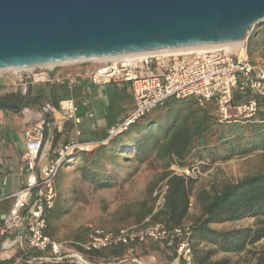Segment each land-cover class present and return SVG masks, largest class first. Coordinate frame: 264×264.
Listing matches in <instances>:
<instances>
[{
  "label": "built area",
  "instance_id": "1",
  "mask_svg": "<svg viewBox=\"0 0 264 264\" xmlns=\"http://www.w3.org/2000/svg\"><path fill=\"white\" fill-rule=\"evenodd\" d=\"M85 64H94V67L91 70L58 73L59 69ZM7 73L12 74L22 94H27L34 84L71 88L77 79L83 78L97 86L112 84L120 87L128 84L133 109L117 126L109 129V138L126 130L169 99L191 98L202 108L212 105L219 123L251 121L259 109V100L264 106V64L252 63L247 52V39L233 49L215 46L179 53H133L108 61L81 60L4 70L0 71V78ZM235 92L241 96L237 103L234 102ZM82 106H87V102H83ZM56 112L63 121L72 122L78 137L81 118L78 116L79 106L72 96L61 98L56 106L47 103L40 112L23 111L25 151L19 166L22 186L12 194L13 204L0 225V248L12 250L18 246L20 252L11 260L8 258L9 263L0 264H59L66 259L75 264H88L84 257L89 254L120 247L131 252L133 246L146 242L172 251L180 264H197L188 226L169 228L156 222L145 227L108 229L88 225L86 239L69 244L55 241L47 234V213L54 207L58 196L56 180L64 161L71 158L75 150H88L87 146L71 141L56 150L54 159H46L45 134L51 127L48 114ZM86 114L92 116L90 112ZM170 170L173 175L191 179L200 174L197 163L172 166ZM167 188L166 180L155 187L152 193L155 198L154 212L163 208ZM32 252L48 254V258L33 257Z\"/></svg>",
  "mask_w": 264,
  "mask_h": 264
},
{
  "label": "trees",
  "instance_id": "2",
  "mask_svg": "<svg viewBox=\"0 0 264 264\" xmlns=\"http://www.w3.org/2000/svg\"><path fill=\"white\" fill-rule=\"evenodd\" d=\"M261 46H264V24L250 32L247 40L248 55L251 56ZM27 96L28 94L20 96L13 92L1 96L0 101L17 105L27 101ZM240 100V94L235 92L234 102ZM211 110L213 108L210 106L199 107L191 98L169 99L155 110V114L149 113L141 117L124 132L112 137L106 145L94 150L92 156L75 150L73 156L65 160L63 165H71L72 158L77 156L79 161L76 170L82 178L97 187L108 188L113 183L108 181L111 173L106 170V165L113 170L119 167L120 158L124 162L140 165L154 157L160 163L162 171L147 185L146 198L137 204L136 211H127L126 214L128 217L134 216L144 227L156 222L169 228L183 227L190 210L189 185L194 180L173 175L170 170L172 166L190 165L195 153L199 154L201 160L211 158L226 161L234 156H243L257 150L264 151L262 102H259L255 117L248 122L219 123ZM104 148L107 153H103ZM136 171L133 166H127L126 175L132 176ZM163 180H166L168 186L164 206L154 212L155 198L152 193ZM195 200L201 212L188 226L193 241L211 243L224 253H240L248 252L249 245L253 246L264 237L263 229L218 231L211 227L244 218L256 219L257 225L264 224V169L221 188H201ZM58 208L61 206L55 202L54 207L47 213V220L58 215ZM146 218L148 220L145 222ZM122 248L125 247L119 249ZM168 251V258L173 259L174 253ZM213 254V250L205 249L194 252L197 264H234L227 258L214 260ZM257 260L262 264L264 258L259 256Z\"/></svg>",
  "mask_w": 264,
  "mask_h": 264
},
{
  "label": "water",
  "instance_id": "3",
  "mask_svg": "<svg viewBox=\"0 0 264 264\" xmlns=\"http://www.w3.org/2000/svg\"><path fill=\"white\" fill-rule=\"evenodd\" d=\"M263 24L264 0H0V71L234 43Z\"/></svg>",
  "mask_w": 264,
  "mask_h": 264
},
{
  "label": "crops",
  "instance_id": "4",
  "mask_svg": "<svg viewBox=\"0 0 264 264\" xmlns=\"http://www.w3.org/2000/svg\"><path fill=\"white\" fill-rule=\"evenodd\" d=\"M263 47L257 48L256 52L262 51ZM93 67L94 64L79 65L68 69H59L58 73L91 70ZM14 80V78H10L9 83H1L0 80V97L13 92L19 93L20 96L24 95L21 93L20 88L15 85ZM27 94L28 100L23 102L26 103L23 107L5 108L0 106V225L3 216L9 212L13 204L12 194L22 186L19 166L22 154L25 151L24 110L40 112L45 104L50 103L56 106L61 98L68 96H72L79 106L78 116L81 118V122L78 127L81 133L78 137L75 136L72 122L63 121L58 112L48 114L51 127L45 134L47 139L45 153L46 159L52 160L55 158L56 150L62 144L71 141H77L83 147L87 146L88 150L83 152L88 156H92L94 150L106 145L111 139L108 134L109 129L117 126L133 109L132 95L128 84L120 87L112 84L97 86L91 84L87 78L77 79L71 88L66 85L34 84L30 86ZM85 101L87 106H82ZM87 112H90L92 116H87ZM107 152V149L104 148L103 153ZM153 159L154 157H151L149 161ZM78 161L79 158L76 156L71 161V165L60 170L56 180L58 192L56 203L58 202L61 208H58V215H54L52 219L47 220V234L55 241L67 242L68 244L69 242L86 239L87 232L83 228L84 221L89 219L90 200L97 197L94 194L90 196L83 193H74L76 192L75 188L82 184L97 187L96 184L82 178L80 172L76 170ZM118 163L119 167L113 168V170L109 165H106V170L111 173L108 181L113 183L112 188L120 189L127 183H131V186L135 185V187L140 186L139 175L148 162L140 165L135 163L134 168L137 171L132 176L126 175L127 166L129 165L127 163L134 162H124L120 158ZM150 181L148 180L141 185V190H137L129 198L116 196L113 202L117 206L114 209L110 208L108 219H111L108 220L109 222H106L104 217L108 213L105 204L110 203V201L100 196L99 200L104 199L102 200L104 203L101 205L97 202L94 205L93 216L91 215L92 218L90 219L94 223L97 222L98 225H108L115 228L129 224L139 225L140 223L135 220L134 216L128 217L126 213L127 211L134 213L137 204L146 198L145 190ZM147 220L148 218L145 219V222ZM151 246L152 244L149 243L138 244L131 252L126 248L100 251L93 253L91 256H85L84 259L88 264H180L175 257L173 259L168 258L167 249L163 251L164 249L160 246L155 248ZM19 252L20 247L18 246L12 250L0 248V263H9ZM32 256L48 258V254L38 252H32ZM8 258L10 260H7ZM44 264L51 263L46 262ZM59 264L75 263L71 259H66Z\"/></svg>",
  "mask_w": 264,
  "mask_h": 264
},
{
  "label": "rangeland",
  "instance_id": "5",
  "mask_svg": "<svg viewBox=\"0 0 264 264\" xmlns=\"http://www.w3.org/2000/svg\"><path fill=\"white\" fill-rule=\"evenodd\" d=\"M250 34V33H249ZM249 37V36H248ZM248 40V38H247ZM250 57V60L255 65H261L264 64V47L262 48V51H255ZM10 78H13L11 73L3 74L0 78L1 83H9ZM259 102H263L262 100H259ZM213 108L211 110L212 114H215L214 107L212 105H208ZM264 107V106H263ZM156 110V109H155ZM152 111V114H155L156 111ZM150 113V114H151ZM205 164H203V163ZM199 164L200 174L197 175L196 179H193L194 182L190 183V192H191V198H190V210L188 218L184 224V226H189L191 222L197 218L200 215V207L198 203L195 200V196L197 192L201 188H205L207 190H211L212 188H221L223 185L234 183L246 176L253 175L262 169H264V151L257 150L253 153H249L243 156H234L229 160L221 161V160H213V159H202L200 158L198 153H195L193 155V158L191 160V164ZM128 166H135V163H127ZM138 165V164H137ZM162 171L160 163L154 158L152 161H148L147 165H145L140 172L139 175V182L140 186L143 185L146 181L153 180L154 178L158 177ZM131 183H127L124 185V187H121L120 189H115L112 187L108 188H100V187H89L87 184H82L81 186L76 187V192L74 193H83L85 195H93L97 196L96 199H91L89 202V219L84 221L83 228H85L87 232V226L88 225H94L99 226L102 228H108V229H117L112 226L108 225H98V223H94L90 218L91 215L93 216V207L94 205L99 202V204H103L104 199L101 201L99 200V197L102 196L103 198H106L110 201V203H106V209L108 210V213H106L105 221L109 222L108 219L110 217V208H113L117 206L113 201L116 196H122L125 198H129L130 196L134 195L137 190H141L140 186L135 187L131 186ZM137 185V184H136ZM101 197V198H102ZM112 205V206H111ZM106 210V211H107ZM97 224V225H96ZM124 226H142L139 225H124ZM215 230H239V229H247V228H254V229H263L264 230V224H256V219L254 218H244L241 220L233 221V222H227L223 224H215L211 226ZM149 244H152V248H155L158 246V244L146 242ZM145 244V243H143ZM155 245V246H154ZM138 246H133L134 248ZM160 246V245H159ZM161 247V246H160ZM193 247L194 252L197 250H213V259L218 260L221 258H227L234 264H260L258 263V258L263 257L264 258V237L258 241L253 246L249 245L247 249L248 252L243 251L240 253H224L220 250H218L213 244L211 243H205V242H198L193 241ZM163 251H166L165 249ZM168 252V253H167ZM166 254L169 256V251H167ZM262 264H264V260L262 261Z\"/></svg>",
  "mask_w": 264,
  "mask_h": 264
},
{
  "label": "bare ground",
  "instance_id": "6",
  "mask_svg": "<svg viewBox=\"0 0 264 264\" xmlns=\"http://www.w3.org/2000/svg\"><path fill=\"white\" fill-rule=\"evenodd\" d=\"M244 40L239 41V42H234V43H227V44H221V45H214V46H198V47H185V48H174V49H167V50H158V51H150V52H138L137 54H160V53H165V52H172V53H179V52H184L190 49L194 48H213L215 46H224L227 49H233V48H238L242 45ZM116 56H110V57H103V58H94L92 60H99V61H108L111 58H114ZM53 64H47L45 66H51ZM30 68V67H29ZM17 70V69H13Z\"/></svg>",
  "mask_w": 264,
  "mask_h": 264
}]
</instances>
